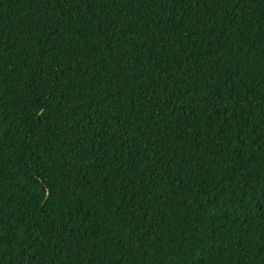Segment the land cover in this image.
Instances as JSON below:
<instances>
[{
    "label": "trees",
    "instance_id": "obj_1",
    "mask_svg": "<svg viewBox=\"0 0 264 264\" xmlns=\"http://www.w3.org/2000/svg\"><path fill=\"white\" fill-rule=\"evenodd\" d=\"M0 264H264V0H0Z\"/></svg>",
    "mask_w": 264,
    "mask_h": 264
}]
</instances>
